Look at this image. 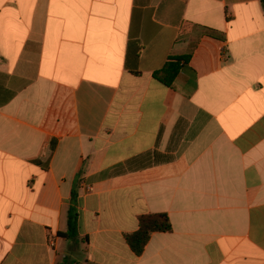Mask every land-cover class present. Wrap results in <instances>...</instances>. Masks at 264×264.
Returning a JSON list of instances; mask_svg holds the SVG:
<instances>
[{
    "label": "crops",
    "instance_id": "0c3cea01",
    "mask_svg": "<svg viewBox=\"0 0 264 264\" xmlns=\"http://www.w3.org/2000/svg\"><path fill=\"white\" fill-rule=\"evenodd\" d=\"M0 264H264L261 0H0Z\"/></svg>",
    "mask_w": 264,
    "mask_h": 264
},
{
    "label": "trees",
    "instance_id": "16d2710c",
    "mask_svg": "<svg viewBox=\"0 0 264 264\" xmlns=\"http://www.w3.org/2000/svg\"><path fill=\"white\" fill-rule=\"evenodd\" d=\"M261 2L264 7V0H261ZM188 32H193L199 35L192 39L188 54L181 58H170V62L167 63L165 68L154 75L157 80L166 86L172 87L174 80L181 70L179 62L189 61L195 52L201 37L208 36L222 39V36L212 29L185 24L182 28V33L185 35ZM77 200V194L74 192L68 214V232L62 235L71 241H77L79 238V212L77 210ZM170 232H172V223L167 213L143 215L139 218V229L134 233L126 235V242L133 253L139 257L142 256L155 233Z\"/></svg>",
    "mask_w": 264,
    "mask_h": 264
},
{
    "label": "built area",
    "instance_id": "2783aa9c",
    "mask_svg": "<svg viewBox=\"0 0 264 264\" xmlns=\"http://www.w3.org/2000/svg\"><path fill=\"white\" fill-rule=\"evenodd\" d=\"M51 245L54 246V242H51Z\"/></svg>",
    "mask_w": 264,
    "mask_h": 264
}]
</instances>
